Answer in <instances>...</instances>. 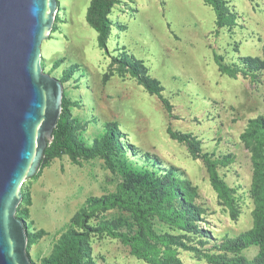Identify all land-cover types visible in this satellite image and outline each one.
Segmentation results:
<instances>
[{"label": "rangeland", "instance_id": "374dc122", "mask_svg": "<svg viewBox=\"0 0 264 264\" xmlns=\"http://www.w3.org/2000/svg\"><path fill=\"white\" fill-rule=\"evenodd\" d=\"M219 1L222 18L209 0H119L103 49L85 20L90 0H57L41 69L62 84L77 142L101 147L110 131L116 142L92 157L55 156L22 180L16 215L31 235L44 231L26 245L32 264L63 234L83 230L75 216L123 182L138 188L146 213L123 206L88 213L85 260H255L259 245L244 235L256 200L264 204V133L253 123L264 117V0ZM169 170L185 182L170 195Z\"/></svg>", "mask_w": 264, "mask_h": 264}, {"label": "water", "instance_id": "95a60500", "mask_svg": "<svg viewBox=\"0 0 264 264\" xmlns=\"http://www.w3.org/2000/svg\"><path fill=\"white\" fill-rule=\"evenodd\" d=\"M57 0H0V264H32L16 216L61 113L62 84L39 64Z\"/></svg>", "mask_w": 264, "mask_h": 264}, {"label": "trees", "instance_id": "16d2710c", "mask_svg": "<svg viewBox=\"0 0 264 264\" xmlns=\"http://www.w3.org/2000/svg\"><path fill=\"white\" fill-rule=\"evenodd\" d=\"M119 0H90L85 20L89 26H91L97 33L98 44L101 48L105 49V40L110 30L112 24L109 14L111 9ZM216 11L218 17L222 18V5L219 0H209ZM264 53V46H263ZM123 64L126 65L124 62ZM131 74L135 77L138 76L136 68L131 66ZM144 88L149 93H157V89L149 84L147 81H142ZM164 105L168 107V103L164 100ZM62 109L60 113L59 120L53 131V140L45 148L42 160L40 162L39 170L34 175L37 176L40 169H42L47 162L60 154H67L72 160H75L77 157H92L101 153L103 148L101 147H110V145L116 142V134L112 131L106 136L101 147L96 146H86L77 142L74 132V127L72 120L69 119V113L66 106V100L63 97L61 103ZM258 129L263 130L264 133V117L259 116L254 122ZM249 137L245 135V140ZM121 149V148H120ZM125 149V148H124ZM132 153L135 154L136 150L132 149ZM145 159H149V156L145 154L143 156ZM165 187L167 194L170 195L176 187L183 186L184 181L180 180L169 170V173L166 175ZM215 183H219L217 179H214ZM258 184V181H257ZM257 205L254 209V226L250 232H247L244 236L245 238L255 241L259 245V253L252 264H264V204L262 200H256ZM113 206H123L131 211L137 217L142 218L146 213V205L142 196L139 195L138 188L133 185H130L129 182H123L119 184L117 192L112 193L106 196H101L98 199L92 200V202L83 210L81 213L75 216L76 222L82 225L81 231L69 230L63 234L59 241L55 244L52 253L44 258L40 264H93L89 260H85L84 252L86 249V242L89 238L91 228L85 226L88 213H93L94 210L99 208L105 209ZM174 217L184 219L182 213H175ZM26 215V210L24 216ZM22 222L25 227L27 235V243L32 242L34 239H37L44 234L43 230H39L37 234L31 235L27 231V225L25 224L24 217L17 210L16 215ZM153 243V242H152ZM146 250L145 253H150L151 251ZM146 257L151 256L155 257L156 254H146ZM153 260V261H152ZM151 261L156 263V259ZM217 262V260H213Z\"/></svg>", "mask_w": 264, "mask_h": 264}]
</instances>
